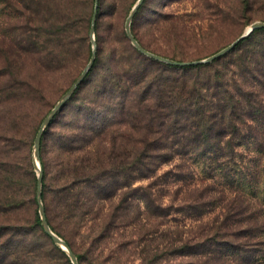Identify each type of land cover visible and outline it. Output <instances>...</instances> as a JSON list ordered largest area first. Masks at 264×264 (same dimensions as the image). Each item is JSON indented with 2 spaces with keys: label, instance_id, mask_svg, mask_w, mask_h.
I'll return each instance as SVG.
<instances>
[{
  "label": "trees",
  "instance_id": "trees-1",
  "mask_svg": "<svg viewBox=\"0 0 264 264\" xmlns=\"http://www.w3.org/2000/svg\"><path fill=\"white\" fill-rule=\"evenodd\" d=\"M2 1L26 17L25 23H36L24 28L20 43L11 49L9 69L23 68L20 54H37L38 65L52 69L67 52L84 47L95 0ZM236 1L239 15L264 22V0ZM99 7L97 3L96 19ZM132 34L145 50L164 57ZM101 53L99 42L92 69L42 134L41 200L51 231L74 254L76 242H83L97 264H121L114 250L104 254L112 248L106 245L110 241L134 248L138 264H166L168 257L190 258V264H264V186L259 190L263 200H253L259 162L253 158L250 166L237 151L252 146L256 154H264V28L225 55L198 65H169L131 46L126 61L112 50L100 65ZM96 71L99 77L91 82ZM16 80L11 78L7 89L0 79V106L29 95V88L17 94ZM19 85L30 83L26 79ZM8 119V134L0 136V256L23 262L35 228L65 255L41 228L29 149L34 136L29 139L16 115L9 113ZM193 166L215 173L218 184L233 194L236 218L222 215L195 244L170 238L160 247L167 235L157 226L135 229L145 213L153 219L165 216L170 206L162 208L156 189L170 175L173 183L188 187L192 183L185 173ZM188 177L194 179L193 172ZM193 190L203 194L204 188L194 185ZM129 228L133 230L127 241L116 240L121 229Z\"/></svg>",
  "mask_w": 264,
  "mask_h": 264
},
{
  "label": "rangeland",
  "instance_id": "rangeland-1",
  "mask_svg": "<svg viewBox=\"0 0 264 264\" xmlns=\"http://www.w3.org/2000/svg\"><path fill=\"white\" fill-rule=\"evenodd\" d=\"M137 1L98 0V7L99 2L100 7L98 8L99 13L93 35L95 58L90 69L95 62L99 42L102 45L100 65L110 59L112 50H115L116 54L126 61L128 46H133L125 34V21ZM143 3L137 20H134L136 13L131 20V33L133 30L140 42L150 50L176 61L193 62L206 59L229 45L253 23H264L257 18L251 19L250 15H239L240 6L236 0H144ZM18 13L20 12L9 9L6 3L0 1V79L3 86L6 84L5 87H7L11 84V78H16L18 82L15 86L17 94L21 95L19 93L25 92L28 88L30 93L28 96H20L19 101L11 104V106H0V136L5 137L8 134L6 132L9 130L11 122L8 119V114L16 115L19 118L18 121L20 120L24 125L23 130L28 132L29 139L32 134L34 136L29 149L34 171L38 176V165L34 159L35 138L42 122L90 62L93 49L92 37L90 36L91 26L84 47L74 53L67 52L63 60L54 68L42 69L36 60L37 54H33L32 57L20 54L18 64L23 68L16 69L13 67L9 69V61L14 58L10 54L11 49H15L14 44L16 42L20 43L24 28L36 26L32 19H30L31 23H25L26 17ZM260 14L259 11L256 16ZM98 77V72H94L91 82H94ZM26 79L30 86L23 88L19 83ZM24 114H28L26 120L20 118ZM237 151L239 155H242L241 158L246 164L253 158L259 162L256 170L258 171L259 182L255 187V192H257L253 200L262 201L259 190L264 186V154H256L252 146L248 150L245 147H240ZM249 165L252 166V162ZM168 169L169 167L166 166L162 171ZM252 171L254 172V170ZM190 172H193L194 179L188 177ZM185 178H188V181L192 183L186 188L181 184L173 183L174 176L170 175L166 178L169 182L156 189V191L158 190L156 193L159 194L158 199L162 208L170 206V209L163 210L165 216L162 218L153 219L145 213L144 218L135 229L138 232L142 229L152 230L157 226V230L159 229L160 232L167 235L160 247L167 245L166 241H170V238L195 244L197 237L206 232V228L214 224L215 221L220 220L222 215L226 214L231 219L236 218L234 214L236 204L233 203L235 198L226 188L218 184L215 173H206L199 167L193 166L189 168V172L186 171ZM139 183L134 185H139ZM146 183L144 181L140 184L145 185ZM194 185L198 189L204 188L203 194L202 191H194ZM222 189L223 194L219 193ZM245 189L248 193L249 189L247 187ZM185 197H192L194 200L184 204L182 201L186 199ZM141 207L142 210H145L143 205ZM38 213L40 216L39 209ZM146 217H149V220H146ZM144 224L146 226L142 227ZM41 228L47 234L42 224ZM131 230L133 229L129 228L125 231L121 229V236L117 237L116 240L127 241ZM27 240L31 246L28 248V252L22 254L23 262L15 261L13 257L1 258L0 256V264H72L66 252L51 240L52 244L65 255L54 250L50 241L38 229L31 230ZM76 243L77 251L74 255L78 264H97L92 255L86 253V246L83 242ZM115 243L107 242L106 245L112 244V248L106 250L105 255L114 250L113 256L117 257L121 264H138L139 260L134 248L126 245L116 247ZM79 245L82 248H79ZM166 260V264L193 263L190 258L168 257Z\"/></svg>",
  "mask_w": 264,
  "mask_h": 264
},
{
  "label": "water",
  "instance_id": "water-1",
  "mask_svg": "<svg viewBox=\"0 0 264 264\" xmlns=\"http://www.w3.org/2000/svg\"><path fill=\"white\" fill-rule=\"evenodd\" d=\"M143 0H138L137 3L134 5V7L131 10V13L129 14V16L127 17L126 21H125V33L127 38L129 39L130 43L132 44V46L139 51L141 54L145 55L146 57H149L153 60L159 61V62H163L169 65H176V66H187V65H198V64H203V63H210L212 62L214 59H217L223 55H225L227 52H229L230 50H232L238 43H240L242 40H244L245 38H247L254 30L256 29H261L264 28V23L262 22H256L253 23L249 28H247L244 33H242L238 38H236L234 41H232L228 46H226L225 48H223L222 50L218 51L217 53L207 57L206 59L203 60H198V61H193V62H177V61H173L171 59H167L161 56H158L156 54H153L147 50H145L134 38V36L131 33V28H130V24H131V20L134 17L135 13L137 12L138 8L140 7V5L142 4ZM97 3L98 0H95L94 3V12H93V17L91 20V28H90V36L92 37V43H93V49H92V57L90 62L87 64V66L83 69L81 75L78 77V79L72 84V86L68 89V91L65 93V95L60 99V101L53 107V109L51 110V112L48 114V116L45 118V120L42 122L38 134L35 138V143H34V159L38 165V176H37V202L39 205V211H40V218H41V224L44 228V231L47 233V235H49V237L52 239V241L64 252H66V254L68 255V257L70 258L72 264H78L77 259L74 255V253L72 252V250L69 248V246L66 244V242L61 239L60 237H58L56 234H54L51 229L49 228V225L47 223L46 217H45V213H44V207L42 205V201H41V190H42V178H43V171H42V167L40 164V160H39V150H40V142H41V138H42V134L44 132V130L47 128V126L49 125L50 121L53 119V117L55 116V114L64 106V104L66 103V101L70 98V96L73 94V92L75 91V89L81 84L82 80L85 78V76L87 75L93 60L95 58V41L93 39V35H94V29H95V20H96V12H97Z\"/></svg>",
  "mask_w": 264,
  "mask_h": 264
}]
</instances>
